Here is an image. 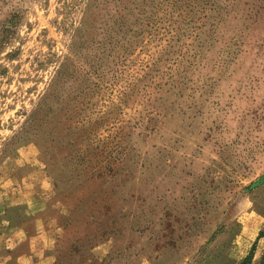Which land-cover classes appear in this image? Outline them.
I'll return each mask as SVG.
<instances>
[{"label": "rangeland", "instance_id": "374dc122", "mask_svg": "<svg viewBox=\"0 0 264 264\" xmlns=\"http://www.w3.org/2000/svg\"><path fill=\"white\" fill-rule=\"evenodd\" d=\"M16 226L43 264H264V0H0V264Z\"/></svg>", "mask_w": 264, "mask_h": 264}, {"label": "crops", "instance_id": "0c3cea01", "mask_svg": "<svg viewBox=\"0 0 264 264\" xmlns=\"http://www.w3.org/2000/svg\"><path fill=\"white\" fill-rule=\"evenodd\" d=\"M16 228H17L16 234H15L16 239L14 237L15 241H13L12 244L2 246L3 250H6L5 251L6 256L3 255L4 257H2L3 258L2 264H11L12 262L11 260H14L13 262L16 264H40L41 262L43 264V262H45V259L42 258L41 260L39 256L38 257L34 256V253H33L34 250L32 248V245H29L28 252L22 251V248L25 247L27 243H31L32 240L35 241L36 239H39L40 236L38 234L36 235L32 234L35 236H30V235H27V232L23 227L16 226ZM8 240H10V238ZM45 248L47 247L45 246ZM39 250H41V248ZM42 252L43 251H41V253ZM35 255L37 256L39 255V253L37 254L35 253ZM38 259L40 260V262Z\"/></svg>", "mask_w": 264, "mask_h": 264}, {"label": "trees", "instance_id": "16d2710c", "mask_svg": "<svg viewBox=\"0 0 264 264\" xmlns=\"http://www.w3.org/2000/svg\"><path fill=\"white\" fill-rule=\"evenodd\" d=\"M249 258H250V257H247V258L244 260L243 264H248V262H249Z\"/></svg>", "mask_w": 264, "mask_h": 264}]
</instances>
